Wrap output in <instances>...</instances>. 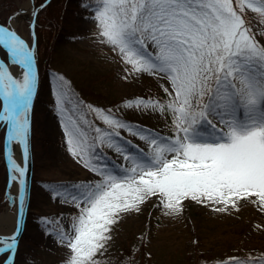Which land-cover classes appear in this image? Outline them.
<instances>
[{"label": "snow or ice", "instance_id": "obj_1", "mask_svg": "<svg viewBox=\"0 0 264 264\" xmlns=\"http://www.w3.org/2000/svg\"><path fill=\"white\" fill-rule=\"evenodd\" d=\"M48 3L42 0L32 16ZM82 7L94 11L90 18L96 21L98 42L125 66V80L148 74L167 81L168 87L162 86L165 97H137L123 106L170 116L172 135L161 136L116 117L110 109L85 105L78 97L73 107L70 82L53 74L67 150L98 177L47 185L54 199L76 209L67 228L58 218H40L46 234L70 250L62 264H101L98 257L108 251L115 225L125 215L139 214L146 202H154L168 217H180L190 202L229 215L250 205L264 215V45L256 39L264 37V0H91ZM249 13L255 14L256 32ZM35 26L34 19L30 27ZM0 46L22 70L14 77L0 61L3 159L9 187L17 186L10 199L18 209L14 232L0 234V255L11 253L0 264H14L30 191L37 51L34 43L30 47L3 25ZM89 112L107 127L89 123ZM117 129L137 136L149 150L123 141ZM102 145L120 154L127 166L99 152ZM14 150L21 153V161L14 158ZM256 227L264 230V225ZM218 264H264V254H249L246 260L230 257Z\"/></svg>", "mask_w": 264, "mask_h": 264}, {"label": "rangeland", "instance_id": "obj_2", "mask_svg": "<svg viewBox=\"0 0 264 264\" xmlns=\"http://www.w3.org/2000/svg\"><path fill=\"white\" fill-rule=\"evenodd\" d=\"M26 1L30 2L0 0V25L7 26L11 15ZM56 1H51L35 18L31 14L28 18L18 19L15 24L16 31L25 37L29 46L35 44L38 85L30 123L32 177L29 203L14 264H62L71 255L70 250L59 244L54 236L47 245L44 241L48 234L40 218H58L59 223L67 228L69 215L76 212L70 203L54 199L47 185H72L98 179L67 150L65 133L56 111L53 74H61L70 82L75 93L70 101L73 107L78 97L85 105L110 109L123 120H141L151 112L126 108L123 106L125 101L137 97L162 98L165 97L163 87H168L165 79L148 74L129 75L127 80L124 79L125 66L109 47L96 40V21L90 18L94 11L82 7L91 0H60L58 4ZM41 2L33 0L30 3L32 12ZM254 16L249 13L255 25L253 32H256L259 25ZM34 19L36 26L32 29L30 25ZM256 39L264 45V37L257 35ZM0 58L11 64L1 47ZM1 106L0 100V109ZM156 114L159 118L156 128L163 136H171V117ZM88 119L93 126L107 127L90 112ZM88 131L91 134V129ZM3 134L4 129H0V213L6 208L15 210L7 193L9 174L3 160ZM52 149H60L61 153H54ZM143 150L147 152L148 146ZM99 152L115 163L127 166L114 149L102 145ZM63 160H69L76 170L59 174L57 166ZM141 207L139 214L125 215L115 225L108 251L98 257L101 264H205L230 257L249 254L260 257L264 254V230L256 227L264 225V215L258 214L250 205L229 215L190 202L186 203L180 217L163 215L156 210L154 202H146ZM7 254L0 255V261L6 259Z\"/></svg>", "mask_w": 264, "mask_h": 264}, {"label": "bare ground", "instance_id": "obj_3", "mask_svg": "<svg viewBox=\"0 0 264 264\" xmlns=\"http://www.w3.org/2000/svg\"><path fill=\"white\" fill-rule=\"evenodd\" d=\"M31 14H32V5L30 4L29 1L28 2L26 1L25 3H23L20 10L15 11L11 15V17H13V19H12L10 25H9V21H8L7 26H10L12 29H14L16 31L15 24L17 23V20L20 18H28L31 16ZM17 34L22 39H24L26 41L25 37L21 36L18 32H17ZM96 40H98V39H96ZM26 43H27V41H26ZM0 61H3L6 64L9 71L13 74L14 77L21 76L22 70L20 69V67L13 66L12 64H8L3 59H0ZM125 121L131 122L132 124L138 125L142 128L154 131V132L158 133L159 135L163 136L161 134V132L158 130L159 128L158 127L156 128V125L158 124V121H159V118H158L156 113L150 112L149 115H147L146 117H142L141 120L126 119ZM119 133H120V136L123 138V141H129L132 145H134L135 147H138L140 149H145L147 147V144L144 141L140 140L137 136L130 134L129 132L125 131L124 129H120ZM123 141H120V142L122 143ZM58 151L61 153L60 149L53 150L54 153L55 152L58 153ZM54 153H52V154H54ZM14 158L17 159V161H21L20 152L18 150H14ZM111 161H113V160H111ZM57 168H58L59 174L67 172V171L70 172V171L76 170L75 167L71 166V163L69 162V160H68V162L63 160V162L60 165H58ZM80 172L81 173L83 172V168L80 169ZM85 172L87 173V171H85ZM16 191H17V186L15 184H12L10 187H8L7 193L11 197V196H14L16 194ZM15 214H16L15 210L9 211L8 208H6L5 210H3L0 213V233H8L13 229V226L15 225V221H16ZM52 239H53L52 235H46L45 240H44L46 245H47V241L52 240Z\"/></svg>", "mask_w": 264, "mask_h": 264}, {"label": "water", "instance_id": "obj_4", "mask_svg": "<svg viewBox=\"0 0 264 264\" xmlns=\"http://www.w3.org/2000/svg\"><path fill=\"white\" fill-rule=\"evenodd\" d=\"M1 48H2V46H0ZM3 49V48H2ZM5 50V49H4ZM5 52H6V50H5ZM7 53V52H6ZM7 57H8V55H7ZM8 60H9V58H8ZM37 85H38V82H37ZM36 95V94H35ZM34 99H35V96H34V98H33V103H34ZM1 100V102H2V105H3V101H2V99H0ZM32 107H33V105H32ZM1 109H2V106H1ZM31 111H32V108H31V110H30V123H31ZM30 126H31V124H30ZM4 137V136H3ZM3 145V144H2ZM3 151V150H2ZM20 155H21V153H20ZM4 162H5V164H6V161L4 160ZM7 166V165H6ZM9 176V175H8ZM31 177H32V153H31V144H30V161H29V165H28V181H29V189H30V184H31ZM28 203H29V196H28V199H27V204H26V206H25V208H24V216H23V223H22V231H23V227H24V222H25V217H26V212H27V209H28ZM17 211H18V209H17V206H16V214H15V216H16V219H17ZM15 227H16V221H15V225L13 226V229L10 231V232H8V233H0V234H5V235H7V234H11V233H13L14 232V230H15ZM21 234H22V232H21ZM21 234H20V236H21ZM20 236H19V238H20ZM19 238H18V241H19ZM9 255H11V253H8L7 254V256H9ZM7 258V257H6Z\"/></svg>", "mask_w": 264, "mask_h": 264}, {"label": "trees", "instance_id": "obj_5", "mask_svg": "<svg viewBox=\"0 0 264 264\" xmlns=\"http://www.w3.org/2000/svg\"><path fill=\"white\" fill-rule=\"evenodd\" d=\"M51 1H53V0H49V3H48V4H50ZM58 2H60V0H57V1H56L57 4H58ZM64 2H65V1H64ZM64 2H63V4H62V7L65 6ZM46 18H47V16H46ZM48 19H49V17H48ZM49 20H51V18H50ZM52 21H53V20H51L50 22L52 23ZM165 95H166V94H165ZM238 258H241V259H243V260H246V259L248 258V256H240V257H238ZM222 261H226V260H221V261H211V262H207V263H205V264H218V262H222Z\"/></svg>", "mask_w": 264, "mask_h": 264}]
</instances>
